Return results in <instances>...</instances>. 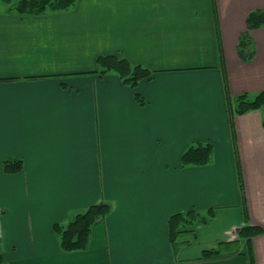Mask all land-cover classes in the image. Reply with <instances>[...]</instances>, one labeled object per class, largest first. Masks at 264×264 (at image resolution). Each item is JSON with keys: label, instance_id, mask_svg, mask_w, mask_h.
Returning <instances> with one entry per match:
<instances>
[{"label": "crops", "instance_id": "obj_1", "mask_svg": "<svg viewBox=\"0 0 264 264\" xmlns=\"http://www.w3.org/2000/svg\"><path fill=\"white\" fill-rule=\"evenodd\" d=\"M255 9L264 0H76L20 15L0 1L4 264H249L247 222L263 228L250 244L264 264V107L231 116L236 96L264 90V26L253 57L238 53ZM102 55L151 75L126 83ZM198 142L209 162L182 166ZM11 158L20 171L4 170ZM99 201L111 210L88 246L63 251L53 226ZM192 208L214 213L175 249L169 216Z\"/></svg>", "mask_w": 264, "mask_h": 264}, {"label": "trees", "instance_id": "obj_2", "mask_svg": "<svg viewBox=\"0 0 264 264\" xmlns=\"http://www.w3.org/2000/svg\"><path fill=\"white\" fill-rule=\"evenodd\" d=\"M8 4L9 9L14 10L20 15L39 14L47 10H65L72 6L76 0H0ZM264 26V9H255L248 13L246 18V31L241 34L238 43L239 56L247 61L254 55L252 41L249 32ZM101 68V72L115 70L121 78L131 85H135L138 80L149 77L151 71L141 65H131L127 60L115 55H102L96 59ZM230 98V97H229ZM264 107V90L257 92L253 96L247 93L235 97V107L233 114H243L249 110L260 109ZM264 126V119H263ZM212 145L209 142H198L187 147L181 155V165H204L210 160ZM22 160L20 158H11L4 160L3 168L6 172H17L22 169ZM240 187L243 190V183L240 180ZM111 210V203L99 201L86 206L82 211L73 215L65 224H55V232L59 236L60 247L63 251L84 250L88 246L92 225L101 217L107 215ZM214 213L212 208L205 212L192 208L184 212H176L169 216V240L173 248L188 243L183 240L182 235L192 232L189 227L197 223L206 222ZM263 233V228L258 225L246 223L236 228L238 237L245 238L247 242V253L249 264H254V254L250 241L252 237ZM194 236V235H193ZM220 252L219 248L204 249L202 258H209ZM0 264H4L3 256L0 253Z\"/></svg>", "mask_w": 264, "mask_h": 264}]
</instances>
